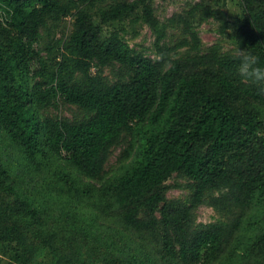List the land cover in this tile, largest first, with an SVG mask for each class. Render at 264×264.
<instances>
[{
	"label": "trees",
	"instance_id": "trees-1",
	"mask_svg": "<svg viewBox=\"0 0 264 264\" xmlns=\"http://www.w3.org/2000/svg\"><path fill=\"white\" fill-rule=\"evenodd\" d=\"M94 1L0 0V129L31 168H58L78 185L82 177L102 180L110 149L130 137L120 157L123 171L98 189L85 187L106 200L101 212L117 208L120 225L150 248L152 257L136 264H202L232 248L264 264V92L237 74L233 55L221 56L216 47L172 57L181 47L198 51L191 20L216 12L197 3L186 16L173 17L192 45L184 39L170 46L163 42L154 0L80 9ZM242 4L235 44L264 64V0ZM73 8L79 11L65 52L49 61L37 47L41 31ZM132 16L162 32L158 60L124 41L123 23ZM111 65L124 70V80L108 83L92 72ZM59 103L89 117L72 122L43 116ZM174 174L190 180L189 204L167 198L165 184ZM213 192H223L211 203L229 222L195 228L194 210ZM46 215L14 188L0 162L5 264H74L75 257L62 253L61 231L48 229ZM244 226L248 231L241 237Z\"/></svg>",
	"mask_w": 264,
	"mask_h": 264
},
{
	"label": "rangeland",
	"instance_id": "rangeland-1",
	"mask_svg": "<svg viewBox=\"0 0 264 264\" xmlns=\"http://www.w3.org/2000/svg\"><path fill=\"white\" fill-rule=\"evenodd\" d=\"M118 1L135 0H97L80 6V9L94 12ZM197 3L204 4L216 13L210 17L197 13L191 20V32L199 37L198 51H192L189 46L181 47L172 54V57L203 53L213 47L219 50L221 56L233 55L238 48L234 35L243 18L242 0H154L155 14L164 26L165 45L172 46L184 39L191 41L183 25L173 24L171 19L178 15L186 16V12ZM78 11V8H73L69 16L59 21L50 20L42 29L37 47L47 60L60 59L65 52ZM95 21L101 25L97 18ZM123 27L122 37L133 50L154 60L159 59L156 43L159 33L162 32L158 33L143 20L136 19V16L127 19ZM190 43L192 45V42ZM217 67L223 69L221 64ZM92 72L100 73L108 83L124 80V70L119 65L103 69L94 67ZM78 79L83 78L79 76ZM43 116L75 122L88 118L89 114L77 106L59 103L56 107L44 111ZM262 133L264 135V131ZM129 139L128 136L124 137L118 145L110 149L102 180L94 181L82 177L81 184L78 185L64 177L58 168L45 165L40 171L31 168L20 149L12 144L0 129V162L9 170L12 185L21 195L37 201L47 212L45 220L48 229L55 228L61 231L62 253L75 257L74 264H136L144 260V255L152 257L150 248L146 247L147 244L120 225L117 208L101 212L99 207L105 205L106 200L94 190L90 191L85 187L91 185L98 189L109 178L123 171L124 160L120 157L128 146ZM190 183L186 177L174 174L165 184L167 198L189 204L192 193ZM221 194L223 192L209 194L194 210L195 228L229 222V215L211 203L212 197ZM254 213L248 216L247 221ZM247 231V227L244 226L240 236L245 235ZM236 249L232 248L214 261H204L202 264H256L254 259H245L235 251ZM6 259L0 256V264H5Z\"/></svg>",
	"mask_w": 264,
	"mask_h": 264
},
{
	"label": "clouds",
	"instance_id": "clouds-1",
	"mask_svg": "<svg viewBox=\"0 0 264 264\" xmlns=\"http://www.w3.org/2000/svg\"><path fill=\"white\" fill-rule=\"evenodd\" d=\"M236 63L237 74L245 80L255 84L260 92H264V64H261L259 57L247 49L239 47L233 53Z\"/></svg>",
	"mask_w": 264,
	"mask_h": 264
}]
</instances>
